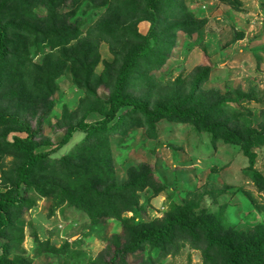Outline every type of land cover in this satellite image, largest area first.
<instances>
[{
	"label": "rangeland",
	"instance_id": "374dc122",
	"mask_svg": "<svg viewBox=\"0 0 264 264\" xmlns=\"http://www.w3.org/2000/svg\"><path fill=\"white\" fill-rule=\"evenodd\" d=\"M37 1L40 17L55 10L58 21L64 18L72 29L61 33L51 27L45 33L51 31L52 39L33 35L17 40L11 72L23 77L14 90L8 85L0 92V111L26 118L40 140L52 143L47 145L51 157L59 158L86 135L78 131L59 148L70 125L82 119L90 124L109 110L115 79L133 46L132 33L146 34L153 22L147 0ZM45 1L47 5L41 3ZM168 7L166 3L160 12L158 33L166 38L172 27L181 26L170 41L168 59L138 69L127 95L148 112L161 103L187 108V102L206 110L213 122L264 132V0H176L171 12ZM84 39L92 45L88 69L76 62L72 48ZM87 78L93 82L90 87ZM146 113L136 111L128 133L111 138L120 184L135 168L154 174L148 186L140 185L134 211L122 219L92 218L90 211L30 190L24 205L13 208V224L0 238V256L6 253L3 246L8 247L1 264H101L113 236L123 232V220L161 221L181 205L216 215L226 228L238 231L264 225V191L251 180L250 162L240 146L193 120L163 116L149 123ZM16 136L27 133L10 122L0 123V192L13 187L23 159L7 143ZM254 144L255 168L264 175V141ZM128 260L203 264L200 251L186 246L177 255H166L159 241L145 244Z\"/></svg>",
	"mask_w": 264,
	"mask_h": 264
},
{
	"label": "trees",
	"instance_id": "16d2710c",
	"mask_svg": "<svg viewBox=\"0 0 264 264\" xmlns=\"http://www.w3.org/2000/svg\"><path fill=\"white\" fill-rule=\"evenodd\" d=\"M46 1L41 3L47 5ZM39 3L37 0H0V92L5 91L8 85L14 90L21 83L23 76H18V73L12 76L11 72L18 39L33 35L37 40L42 37L52 39L51 31L45 33L51 27L59 29L61 33L72 29L64 18L60 20L61 23L58 21L61 17L55 10L51 11V16L40 17L35 12ZM166 3H169L168 11L171 12L176 0H147L149 20L152 18L153 24L146 34L138 31L132 33L133 46L125 55L115 79L109 110L103 111L102 118L97 121L89 124L82 119L66 129L59 148L67 145L76 132L86 133L79 145L66 155L52 158L53 150L47 149V145L52 143L40 140L26 118L19 113L0 111V123L10 122L20 132L27 133V137L16 136L12 142H7L10 149L23 159L17 166L13 187L0 192V238L13 224V208L24 205L25 196L30 190L45 197H54L59 203L68 202L90 211L92 218L104 216L122 219L125 212H133L138 204L140 185L148 186L154 180V174L150 170L135 168L131 178L120 184L114 167L111 138L128 133L136 111L147 112L145 115L149 123L163 116L177 117L193 120L199 128L223 135L226 143L240 146L250 162L251 180L264 191V175L255 168L257 156L253 151L254 142L257 146L259 140L264 141V132L253 129L243 131L232 128L226 122H213L206 110L201 112L187 102V108L161 103L148 112L140 100L127 95L130 78L138 69L157 67L156 62L162 65L168 59L166 52L170 41L181 26L176 24L172 27L166 38L158 33L159 15ZM55 7L52 6V9ZM87 41L84 39V43L80 44L78 40L72 48L76 52V62L80 67L86 64L88 69L89 48L92 45ZM91 67L93 70L90 73L95 71L96 63ZM87 80L88 87L93 85L91 78ZM162 190L160 188L159 192ZM123 223V232L113 236V241L109 242L102 255L101 264H131L128 260L130 254L142 252L145 244L156 241L164 246L166 255L171 251L177 255L186 246L200 251L203 264H264V225H258L251 231L226 228L218 216L205 211L196 213L188 205L179 206L161 221L133 224L123 220ZM3 248L6 253L0 256V264L7 255L8 247L4 245Z\"/></svg>",
	"mask_w": 264,
	"mask_h": 264
}]
</instances>
